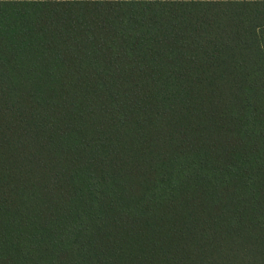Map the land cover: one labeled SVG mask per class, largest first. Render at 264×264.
<instances>
[{
	"label": "trees",
	"instance_id": "16d2710c",
	"mask_svg": "<svg viewBox=\"0 0 264 264\" xmlns=\"http://www.w3.org/2000/svg\"><path fill=\"white\" fill-rule=\"evenodd\" d=\"M0 264H264V0H0Z\"/></svg>",
	"mask_w": 264,
	"mask_h": 264
}]
</instances>
